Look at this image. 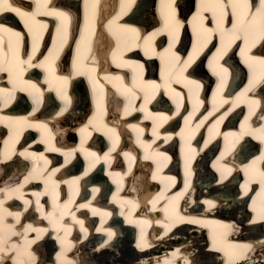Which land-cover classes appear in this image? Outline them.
Returning <instances> with one entry per match:
<instances>
[{"label": "bare ground", "instance_id": "1", "mask_svg": "<svg viewBox=\"0 0 264 264\" xmlns=\"http://www.w3.org/2000/svg\"><path fill=\"white\" fill-rule=\"evenodd\" d=\"M263 38L264 0H0V264H264Z\"/></svg>", "mask_w": 264, "mask_h": 264}, {"label": "rangeland", "instance_id": "2", "mask_svg": "<svg viewBox=\"0 0 264 264\" xmlns=\"http://www.w3.org/2000/svg\"><path fill=\"white\" fill-rule=\"evenodd\" d=\"M153 9V8H152ZM150 12L152 11V10H149ZM23 169H24V167H23ZM182 239V238H181ZM126 247V246H125ZM159 252V251H158ZM153 253V252H152ZM88 256H89V258H91L92 260L93 259H95L96 261H99L100 259V256L98 255V253H97V251L96 252H91V253H89L88 254ZM110 262L111 263H113L114 261L112 260L111 261V259H110ZM115 264H119V263H115Z\"/></svg>", "mask_w": 264, "mask_h": 264}]
</instances>
